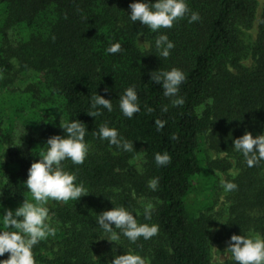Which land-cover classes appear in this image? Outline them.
I'll use <instances>...</instances> for the list:
<instances>
[{
  "label": "trees",
  "instance_id": "obj_1",
  "mask_svg": "<svg viewBox=\"0 0 264 264\" xmlns=\"http://www.w3.org/2000/svg\"><path fill=\"white\" fill-rule=\"evenodd\" d=\"M132 2L0 0V72L7 76L14 69L13 53L22 68L21 81L27 78L26 71L40 73L33 78L34 87L22 92L8 91L6 79L0 78V150L7 154L0 164V197L11 201L29 197L24 186L27 170L49 137L65 134L60 127L65 121L82 122L85 140L91 144L83 164L64 162L89 193L76 202L53 201L49 223L55 235L33 248L37 264H110L114 254L129 249L149 264H210L211 217L195 210L188 197L203 171H226L231 166L238 170L230 179L237 188L228 193L229 215L222 232L228 239L248 232L264 236V161L248 167L232 149L233 139L245 131L253 136L264 132V5L250 49L251 64L245 66L241 60L248 47L243 33L254 21L255 0H187L200 19L189 23L186 16L160 32L129 20ZM12 26L27 38L15 49L8 40ZM161 32L175 45L166 60L154 47H139L136 42L138 33L137 40L143 37L151 44ZM115 42L121 51L107 54L105 49ZM173 67L186 75L179 93L185 103L178 107H172L150 79L151 72ZM129 86H135L140 103V112L132 119L118 107ZM95 93L111 100L112 112L88 115ZM164 105L167 112L161 111ZM147 107L153 111L148 113ZM156 119L165 121L159 131ZM105 122L132 141L133 152L117 153L93 135ZM173 134L177 139L171 138ZM204 143L226 157L207 162L204 169ZM165 151L171 162L157 167L154 153ZM153 177L159 179L156 191L147 187ZM132 196L143 205L137 207ZM148 203L154 210L151 220L145 221ZM121 205L139 222L158 224L159 233L136 244L124 237L120 245L100 239L96 215Z\"/></svg>",
  "mask_w": 264,
  "mask_h": 264
},
{
  "label": "clouds",
  "instance_id": "obj_2",
  "mask_svg": "<svg viewBox=\"0 0 264 264\" xmlns=\"http://www.w3.org/2000/svg\"><path fill=\"white\" fill-rule=\"evenodd\" d=\"M130 13L127 14L133 23L139 21L151 32H160L161 29H171L177 21L187 16L188 22H196L200 19L199 13L192 11L187 0H134L129 4ZM144 48L154 47L157 56L167 59L174 43L167 34L160 33L154 42L149 44L137 40ZM107 54H116L121 51L119 42L111 43L106 49ZM150 79L163 90V96L168 98L172 107L182 106L185 101L179 95L180 86L186 80L185 73L178 68L159 70L150 73ZM107 91V89H105ZM118 107L120 113L132 119L134 114L140 112V103L135 86L124 89L119 97ZM88 115L97 117L102 115V110L112 112L111 100L95 93L91 97ZM151 113L153 109L147 107ZM161 111L167 112L168 105H164ZM157 130L163 128L165 121H154ZM60 127L65 133L49 137L45 143L47 147L39 154V159L31 163L27 170V179L24 186L30 193V198H24L23 202L14 210L3 209L0 215V257L7 253L6 259H0V264H37L34 258L33 248L41 241L55 235V228L50 226V213L47 204L49 201L67 203L77 201L81 196L89 193L84 183L77 182L75 172L66 170L65 161H71L73 165L83 164L88 156L91 144L85 140V125L75 119L65 121ZM93 135L101 141H107L109 146H114L117 153L133 152V143L125 139L115 127L108 126L107 122L101 124ZM177 139L175 134L171 137ZM233 151L242 155L248 167H254L264 161V132L253 136L250 132L232 141ZM209 158L215 159L216 153L210 151ZM154 162L157 167L167 166L171 162L170 155L165 152L154 153ZM224 193L235 191L237 185L225 180H219ZM159 179L151 178L147 187L156 191ZM223 199V198H222ZM154 205L148 203L143 209L145 221L151 220ZM95 223L103 233L100 239L119 244L121 237L126 238L130 244H136L138 240H150L159 233V225L156 223H141L136 215L125 206H113L96 215ZM139 247V245H137ZM224 253L230 254L228 258L233 264H264V236L261 235H237L230 236ZM212 254L215 264H224L225 255ZM110 264H149L147 258L138 252L129 249L122 255H113Z\"/></svg>",
  "mask_w": 264,
  "mask_h": 264
},
{
  "label": "rangeland",
  "instance_id": "obj_3",
  "mask_svg": "<svg viewBox=\"0 0 264 264\" xmlns=\"http://www.w3.org/2000/svg\"><path fill=\"white\" fill-rule=\"evenodd\" d=\"M256 1V9H255V17L254 21L252 23V26L245 30L243 33V38L245 39V42L248 47V53H246L241 62L245 66H249L251 64V57H250V49L253 45L256 33H257V24L259 22V18L261 15V10L264 5V0H255ZM1 7H0V13H1ZM21 30L17 26H12L10 28L9 34H8V40L9 47L14 48L16 46H19V43H22L25 38L23 35H21ZM138 41L143 43L146 40L143 37H139ZM147 43V42H146ZM139 47H143V45H138ZM9 48V49H10ZM144 48V47H143ZM11 50V49H10ZM12 57L10 58V61L14 65V69L9 73L7 76H3V74L0 72V78L4 77L7 82L8 91L13 92H22L27 86L34 87L32 82H34L33 78L35 79L36 76H38L40 73H37L36 71H26L25 74L28 73V75H25L27 78H23V81H21V72L22 68H20L19 60L18 58L14 57L13 53L11 54ZM1 92V90H0ZM5 92H7V88L5 89ZM1 95V94H0ZM1 98V96H0ZM206 147V151L204 153L205 159L202 160L204 166V169H206L205 165L207 162L212 160H218L225 158L226 155L224 153H216L215 159L209 158V152L213 150H209L204 143ZM7 160V154H3L0 150V164L2 162H5ZM230 163L232 162L231 159H228ZM133 167L137 168V163L132 164ZM238 173V170L231 166L226 171H219V170H212L209 173H202L201 177H199L195 183H194V190L188 197L189 202H191L195 206V210L198 212H202L206 215H209L211 217V223L207 226V232L209 237V249H210V264H215V262L212 259V254L215 252L217 255L223 254L226 247L228 238L223 234L222 227L225 224V222L228 219V207L230 204V200L227 198L228 193H224L223 189L220 187L219 180L221 177H223L225 180H230L234 178ZM215 185V188L213 187ZM133 197V196H132ZM30 198V195L29 197ZM135 199V197H133ZM223 198V199H222ZM23 201H11L10 199H7L5 197H0V215L3 213V209L7 208L10 210H14L16 207H18ZM135 204L137 207H140V205H143V201L140 199H135ZM53 205V201H49L47 204V207L50 208ZM256 235L254 232H248L245 235ZM225 255V261L230 260L228 256L230 254L224 253Z\"/></svg>",
  "mask_w": 264,
  "mask_h": 264
}]
</instances>
